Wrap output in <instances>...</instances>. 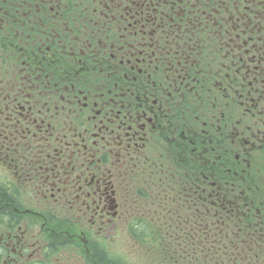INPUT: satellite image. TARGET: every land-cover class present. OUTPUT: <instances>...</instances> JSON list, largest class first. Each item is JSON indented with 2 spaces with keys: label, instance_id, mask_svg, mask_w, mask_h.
I'll use <instances>...</instances> for the list:
<instances>
[{
  "label": "flooded vegetation",
  "instance_id": "af4514ba",
  "mask_svg": "<svg viewBox=\"0 0 264 264\" xmlns=\"http://www.w3.org/2000/svg\"><path fill=\"white\" fill-rule=\"evenodd\" d=\"M264 264V0H0V264Z\"/></svg>",
  "mask_w": 264,
  "mask_h": 264
},
{
  "label": "rangeland",
  "instance_id": "374dc122",
  "mask_svg": "<svg viewBox=\"0 0 264 264\" xmlns=\"http://www.w3.org/2000/svg\"><path fill=\"white\" fill-rule=\"evenodd\" d=\"M155 264H178L177 262H175V261H173V262H168L167 260H164L163 262H161V260L160 259H158L157 257H156V261H155Z\"/></svg>",
  "mask_w": 264,
  "mask_h": 264
}]
</instances>
